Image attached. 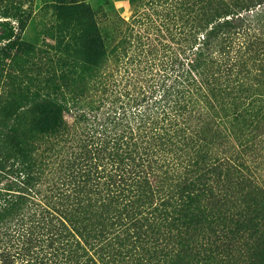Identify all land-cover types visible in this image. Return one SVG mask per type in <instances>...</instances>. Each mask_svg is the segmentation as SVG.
<instances>
[{
  "label": "trees",
  "instance_id": "16d2710c",
  "mask_svg": "<svg viewBox=\"0 0 264 264\" xmlns=\"http://www.w3.org/2000/svg\"><path fill=\"white\" fill-rule=\"evenodd\" d=\"M22 1L0 0V264L247 263L264 0H144L109 49L85 0L24 42Z\"/></svg>",
  "mask_w": 264,
  "mask_h": 264
},
{
  "label": "rangeland",
  "instance_id": "374dc122",
  "mask_svg": "<svg viewBox=\"0 0 264 264\" xmlns=\"http://www.w3.org/2000/svg\"><path fill=\"white\" fill-rule=\"evenodd\" d=\"M25 1V0H24ZM59 1L69 0H26L17 3L21 9L18 15L10 14L5 18L14 29L17 37L36 47H44L53 38L61 34L68 22L64 13H60ZM93 11L95 22L98 25L100 37L107 49L111 48L120 38L125 28V21L131 19L133 9L143 5L144 0H85ZM22 12V13H21ZM257 14V28L264 37V5L255 9ZM79 16V14H75ZM73 21L82 22L80 17ZM60 25V27H58ZM264 82V78H263ZM264 124V118H260ZM262 133V132H261ZM248 161L256 175L260 185L264 187V133L257 140L256 147L247 154ZM245 264H264V239H261L253 253V256Z\"/></svg>",
  "mask_w": 264,
  "mask_h": 264
}]
</instances>
